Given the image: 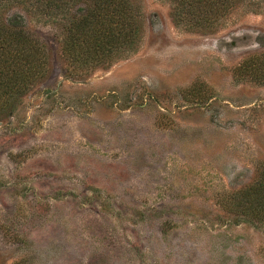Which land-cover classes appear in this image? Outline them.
Here are the masks:
<instances>
[{
    "label": "rangeland",
    "instance_id": "374dc122",
    "mask_svg": "<svg viewBox=\"0 0 264 264\" xmlns=\"http://www.w3.org/2000/svg\"><path fill=\"white\" fill-rule=\"evenodd\" d=\"M133 2L134 48L85 67L62 52L65 20L11 8L47 65L0 117V264H264V219L230 203L264 169L263 70L244 71L264 0L202 24Z\"/></svg>",
    "mask_w": 264,
    "mask_h": 264
},
{
    "label": "trees",
    "instance_id": "16d2710c",
    "mask_svg": "<svg viewBox=\"0 0 264 264\" xmlns=\"http://www.w3.org/2000/svg\"><path fill=\"white\" fill-rule=\"evenodd\" d=\"M79 1L82 0H0V117L14 109L18 99L44 75L47 65L43 44L25 30L23 16L10 11L13 6L39 20L49 16L57 23L65 20L61 23V49L77 66L109 64L115 54L134 48L141 26L137 18L140 8L133 0H86L78 13L69 16V4ZM177 1L175 20L184 18L194 24L218 18L232 3V0ZM261 69L264 77V55L244 67L245 73L252 74ZM231 197L230 203L241 207L249 219L263 220L264 169L255 182Z\"/></svg>",
    "mask_w": 264,
    "mask_h": 264
}]
</instances>
